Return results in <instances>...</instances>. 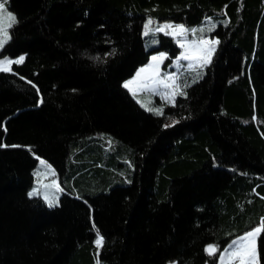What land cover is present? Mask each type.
<instances>
[{
  "label": "trees",
  "instance_id": "trees-1",
  "mask_svg": "<svg viewBox=\"0 0 264 264\" xmlns=\"http://www.w3.org/2000/svg\"><path fill=\"white\" fill-rule=\"evenodd\" d=\"M7 2L0 59L24 60L0 71V264H217L264 229V0ZM149 20H211L218 41L163 115L124 87L181 53ZM39 159L63 188L52 207L28 195ZM256 250L264 264V230Z\"/></svg>",
  "mask_w": 264,
  "mask_h": 264
},
{
  "label": "rangeland",
  "instance_id": "rangeland-1",
  "mask_svg": "<svg viewBox=\"0 0 264 264\" xmlns=\"http://www.w3.org/2000/svg\"><path fill=\"white\" fill-rule=\"evenodd\" d=\"M5 7L7 8L8 12L12 13L8 9V2L6 3ZM3 23L6 26L8 24V20L5 19L3 21ZM163 24L180 25V24H174V23H171V22L162 23L160 25H163ZM160 25H157L155 28H157ZM10 28H7L8 33L10 31ZM185 28H187V27H185ZM194 28H196V29H201V28L205 29V31L203 32V37H204V39L206 41H208V43L199 44L198 47L189 49L190 55L192 56L191 60H187V61L186 60H181V61H179L178 64L175 61L173 63V65L171 66V68L169 66L164 68L163 67L164 61H163V63L159 65V77H156L157 79H162L166 74L175 73L176 76L178 77L176 83L180 86V91H181V86H184V85L190 83L194 78H196L197 74L201 75L203 73L204 67L206 65H208V63H209V62L204 63V61L208 60L209 56H210V60H211L212 55L214 54V51H211V49L214 48V50H215L216 44H217V43H215L216 39L210 36V33L212 31H207L208 28H212V21L211 20L206 21V22L202 23L201 25H199L197 27H194ZM187 29H193V28H187ZM157 33L164 34L163 32H157ZM170 36L174 37V39L176 40V43H177V40H179V41H181L182 43L185 44V47L182 48L180 46V44L177 43L178 46L181 49V52H184L186 50V48H188V42L192 41L194 39L195 40H199V37L201 36V33L198 31L196 33V35L193 36V34L191 32H188L186 39H185V37L179 36V35H170ZM159 53H161V52H159ZM159 53H155L153 55H157ZM151 57L149 59V62L145 66L140 67L136 71V73L134 74L132 79L126 81V83L129 82V81L132 82V83L129 84V87H127V89L132 93V95L134 96L135 100L140 104V106L144 105L142 107L146 111H148L147 108L164 109V107L166 105L173 104V102L171 100L166 101L164 98H162L161 94H153L151 91L148 90V88L145 87L146 84H149L150 87H156L158 93H163L165 91V89H163L162 86H156V85H151L150 84L149 78L153 77L154 73L156 71L154 68H148V65L150 63H154V62L151 61ZM18 58H16V59H18ZM3 59H5V58H3ZM3 59H0V60H3ZM7 59L13 60V61L16 60V59H10V58H7ZM189 63H192L194 65L202 64V66L196 67L195 70H189V69H187V65ZM12 64H14V63H12ZM12 64L11 65H0V67H5V68H8V69L11 70ZM142 68L146 69V71L140 73V75L137 76V73ZM10 70H5V71H10ZM177 95H175L174 100H175ZM148 112L156 114L154 111H148ZM41 160L42 159H39L37 161V165H36V167L34 169V172H33V184H32V186H31V188H30V190L28 192V195H29V193H31V192H33L35 190L36 191V195L30 196V197H40L46 202L47 205H48V202H47L48 200H56L57 203H58L59 198H60V196L63 193V188H61L59 186L58 178H57V175H56L55 171L53 170V168L47 162H46V164L42 165L40 163ZM47 166H50V169ZM53 171H54V175H53ZM37 172L40 173L39 176L36 175ZM57 185L59 186L60 190L57 189ZM46 197H47V199H45ZM56 204H54V205H56ZM257 227H261V224L255 226L254 228H252L249 231H252V230H254ZM249 231H247V232L243 233L242 235L234 238L232 241L237 240L238 238L244 236ZM258 235H259V233L256 235V238L254 240L255 249H256V241H257ZM232 241L227 245L226 248H228V246L232 243ZM252 246H253L252 244H249V248H251ZM222 252L223 251L220 252V255H219V258H218V264H221L220 257H221ZM256 254H257V250H256ZM238 255L239 254H233L230 257H225L224 260H223V264H240L239 260L237 259ZM168 264H175V263L169 262ZM255 264H258L257 263V259L255 261Z\"/></svg>",
  "mask_w": 264,
  "mask_h": 264
},
{
  "label": "snow or ice",
  "instance_id": "snow-or-ice-1",
  "mask_svg": "<svg viewBox=\"0 0 264 264\" xmlns=\"http://www.w3.org/2000/svg\"><path fill=\"white\" fill-rule=\"evenodd\" d=\"M7 3V0H0V49H3L5 44L11 39L7 28H10L14 23H16V17L14 16V14L10 13L7 11V8L5 7ZM7 19L8 20V24L5 26L3 21ZM152 24V21L149 20L144 28V35L147 36L149 35V32H163L165 35H179V36H183L187 37V33L191 32L193 34V36L196 35V33L199 31L201 33V36L199 37V40H192L188 42V48H186V50L184 52H181L180 55L176 58V63L178 64L179 61L181 60H191L192 56L190 55L189 49L192 48H196L198 47L199 44H206L208 43V41H206L203 37V32L205 31V29L201 28V29H187L185 28L184 25H172V24H163L158 26L156 29H152L150 27V25ZM214 27V26H213ZM207 31H212V28H208ZM177 43L180 44V46L182 48L185 47V44L182 43L181 41L177 40ZM215 43H218V41H216ZM211 51H214V48L211 49ZM167 55L166 53H159L157 55H153L151 57V61L154 63H150L148 65V68H154L156 71L154 73L153 77L149 78L150 84L151 85H156V86H162L163 89H165V91L163 93H158L157 88L156 87H150L149 84H146L145 87L148 88L149 91H151L153 94H161L162 98H164L166 101L171 100L174 104V97L177 94H183L180 91V86L176 83L178 77L176 76L175 73L173 74H166L162 79H157L156 77H159V65L163 63V61L165 59H167ZM96 59H99V57H96ZM24 60L23 56H20L18 59H16L15 61L13 60H9L7 58L0 60V65H11L12 63H22ZM210 62V56L208 58V60H205L204 63ZM198 66H202V64H197L194 65L192 63H189L187 65V69L189 70H195L196 67ZM5 70H10L8 68L5 67H0V71H5ZM146 69L142 68L140 69V71L137 73V76L140 75V73L145 72ZM132 83L131 81L125 83L124 87H129V84ZM144 106V105H142ZM148 111H154L157 115H163V109L160 108H147ZM178 121H174V123H176ZM170 126V125H166ZM40 163L46 164L45 161L41 160ZM50 169V166H47ZM37 176L40 175L39 172L36 173ZM53 175H54V171H53ZM57 189H59V186L57 185ZM36 195V191L34 190L33 192L29 193V196H33ZM47 199V197L45 198ZM48 206L52 207L54 206V204L57 203L56 200H48ZM262 224H264V222H262ZM262 230L261 227H257L252 231H249L248 233H246L244 236L238 238L237 240L232 241V243L228 246V248L224 249L222 254H221V264H223V260L225 257H230L233 254H239L237 256V259L239 260L240 264H255V261L257 259V254H256V249L254 246V240L256 238V235L258 233H260ZM98 235V239L96 241L98 246H102L103 243V238L100 237L99 233H97ZM249 244H252L253 246L251 248H249ZM207 253L212 256L215 255L217 249L213 246V245H209L206 249Z\"/></svg>",
  "mask_w": 264,
  "mask_h": 264
},
{
  "label": "bare ground",
  "instance_id": "bare-ground-1",
  "mask_svg": "<svg viewBox=\"0 0 264 264\" xmlns=\"http://www.w3.org/2000/svg\"><path fill=\"white\" fill-rule=\"evenodd\" d=\"M163 53H164V52H163ZM175 61H176V60H175ZM175 61H174V62H175ZM148 62H149V61H148ZM174 62H173V63H174ZM145 65H146V64H145ZM145 65H144V66H145ZM125 83H126V82H125ZM126 88H127V87H126ZM131 94H132V93H131ZM217 253H218V251H216V254H217ZM219 255H220V251H219V254L217 255V258H219ZM173 263H174V262H173ZM167 264H168V263H167ZM217 264H218V259H217Z\"/></svg>",
  "mask_w": 264,
  "mask_h": 264
}]
</instances>
